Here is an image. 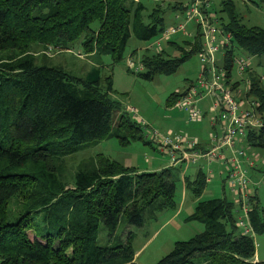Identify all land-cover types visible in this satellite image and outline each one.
Instances as JSON below:
<instances>
[{"label": "trees", "instance_id": "16d2710c", "mask_svg": "<svg viewBox=\"0 0 264 264\" xmlns=\"http://www.w3.org/2000/svg\"><path fill=\"white\" fill-rule=\"evenodd\" d=\"M153 3L146 11L140 0H0V264H138L131 233L95 243L99 223L112 235L119 223L140 227L143 212L174 206L175 167L139 172L99 153L67 171L64 159L97 140L115 137L124 145L147 137L111 97L109 74L93 69L77 77L35 62L33 53L78 41L85 53L108 54L115 64L130 36L147 41L164 29V9ZM220 10L230 37L227 68L235 48L264 55V26L241 23L231 0H221ZM168 43L178 56L143 54L137 75L171 73L201 48L198 34L183 45ZM251 94L264 111V89L252 78ZM246 141L264 148V127L248 132ZM204 182L199 169L184 188L197 196ZM253 201L249 224L264 235ZM232 209L225 198L197 201L186 219L201 222L203 231L176 241L154 264H264L253 261V235L241 233Z\"/></svg>", "mask_w": 264, "mask_h": 264}, {"label": "rangeland", "instance_id": "374dc122", "mask_svg": "<svg viewBox=\"0 0 264 264\" xmlns=\"http://www.w3.org/2000/svg\"><path fill=\"white\" fill-rule=\"evenodd\" d=\"M140 1L145 5L146 11L155 2L153 0ZM192 1L160 0V2H157L164 9L163 27L182 23L181 10L174 9L172 6L178 5L181 7ZM199 1L205 3L207 11L213 14L217 20L216 26L221 28L220 23L227 21L226 13L220 10L221 0ZM231 1L241 23L248 26L262 25L264 0ZM212 23L214 24V21ZM197 29L194 23L189 22L185 25V33L188 35L177 31L170 35L169 40H161L159 35L147 41H140L134 36H130L124 49L123 58L115 64L112 63V59L108 54L85 53L78 41H75L67 49L35 47L33 53L35 62L60 66L63 70L77 77H83L93 69H99L101 76L109 74L112 89L111 97L119 104L120 111L131 121L134 120L137 125L139 124L145 133H148V131L157 132L160 135L170 133L172 136L180 135L188 140H195L206 145L209 142L208 135L219 130L217 122L210 125V118L216 113H211L208 106L210 104L209 99L204 100L202 98L197 102V107L202 115L198 120H190L188 112L178 109L172 104V98L176 93H181L197 80L201 69L199 52L191 53L173 72L156 73L149 79L137 75L141 73L140 71L129 70L127 65V57L129 56L134 63L138 64L143 54L154 53L157 40L162 51L170 52L173 57L178 56L179 52L172 50L173 48L168 42L173 41L183 45V41H190L196 34L199 35L202 42L201 32ZM215 36L216 39L219 38L217 33H215ZM235 53L251 57L249 73L237 76L233 67L231 69L232 77L242 78L239 87L243 88L245 78H252L258 81L261 88L264 89V55H250L239 48H235ZM215 58L219 65L221 57L218 52L215 54ZM146 137L148 138V136ZM247 149L258 156V159L254 162V168H248L245 164H242L245 176L249 181L250 197L248 202L250 205L252 198H254L252 203H256V212L264 222V148L248 145ZM99 153L116 161L123 167L134 168L139 172L158 171L168 167L170 162V158L158 151L156 144L150 137L148 139L131 140L124 145L120 144L118 139L112 137L97 140L81 148L73 156L65 158V167L68 172L72 173L80 167L81 162L88 158L93 161ZM224 155L228 157L230 154L224 152ZM179 169L181 176L175 182L174 206L172 208H165L148 216L146 212H143L144 223L142 226L136 227L119 223L112 235H109L104 226L99 223L95 243L101 246L109 245L119 239H126L127 235L131 233L130 242L132 250L135 252L134 261L138 264H154L172 249L176 241L187 240L203 231L204 226L201 222L186 219L193 211L197 201L210 198H225L231 202L234 200L226 184V173L222 161L215 160L207 163V161L200 159L196 163L186 167L183 165ZM199 169L209 177H206L201 192L196 196L190 189L184 188L183 178L192 181ZM232 210L235 219L243 215L241 207L234 202ZM253 240L255 242L253 259L264 261V235L253 233Z\"/></svg>", "mask_w": 264, "mask_h": 264}, {"label": "built area", "instance_id": "2783aa9c", "mask_svg": "<svg viewBox=\"0 0 264 264\" xmlns=\"http://www.w3.org/2000/svg\"><path fill=\"white\" fill-rule=\"evenodd\" d=\"M153 1L160 2V0ZM181 12L183 22L164 28L159 34V39L169 40L170 35L177 31L188 35L185 33V25L189 22L194 23L202 36L201 48L198 51L201 69L195 82L181 93L174 95L172 104L188 112L190 120H198L202 115L197 102L202 98H208L211 113H216L210 118V125L217 122L219 130L208 135L209 142L203 149L197 147V141L188 140L180 135L149 132L148 138L150 137L156 144L160 153L170 158V167L190 165L200 159L207 163L222 161L226 184L234 198L233 202L241 207L243 213L241 217L236 218L235 224L242 234L253 235L248 218L249 181L242 164L251 165L258 159L256 154L247 149L249 144L246 136L248 132L264 127V111L259 109V101L251 94V78H245L243 88H240L242 78L237 79L231 75L232 67L237 76L249 73L251 57L236 54L234 50L229 60L230 67L227 68L224 58L229 46V33L216 26L217 20L207 11L205 3L193 0L182 5ZM262 25L264 26V16ZM215 33L219 38L216 39ZM155 46V52L162 50L158 40ZM217 52L221 57L219 65L215 58ZM127 65L129 70L135 72L143 69L141 63H134L130 56L127 57ZM224 152H229L230 155L226 157Z\"/></svg>", "mask_w": 264, "mask_h": 264}, {"label": "bare ground", "instance_id": "6f19581e", "mask_svg": "<svg viewBox=\"0 0 264 264\" xmlns=\"http://www.w3.org/2000/svg\"><path fill=\"white\" fill-rule=\"evenodd\" d=\"M175 107V106H174ZM177 108V107H176ZM179 109V108H178ZM181 110H184V109H181ZM185 111V110H184ZM148 133H149V131H148ZM148 133H145V136H148ZM197 147L199 148V149H203L205 146H203V144H197ZM246 166L248 167V168H254V163L253 164H251V165H249V164H246ZM209 174V173H208ZM205 175V181H206V177H209V176H206V174H204Z\"/></svg>", "mask_w": 264, "mask_h": 264}, {"label": "crops", "instance_id": "0c3cea01", "mask_svg": "<svg viewBox=\"0 0 264 264\" xmlns=\"http://www.w3.org/2000/svg\"><path fill=\"white\" fill-rule=\"evenodd\" d=\"M250 70V69H249ZM250 72V71H249ZM206 98H204V100H205ZM208 99V98H207ZM200 144V143H199ZM203 146H207V144L206 145H203ZM186 166H188V165H186ZM185 166V167H186ZM170 167V166H169ZM176 169H178V171H179V176H181V171H180V169H179V167H177ZM197 172V171H196ZM224 172H225V169H224ZM196 174V173H195ZM180 178V177H179ZM184 179H186V178H183V182H184ZM187 180V179H186ZM193 180V179H192ZM253 261H256L255 260V258L253 259Z\"/></svg>", "mask_w": 264, "mask_h": 264}]
</instances>
